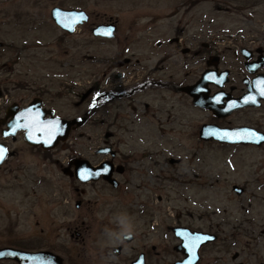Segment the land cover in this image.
Segmentation results:
<instances>
[{
  "label": "rangeland",
  "instance_id": "1",
  "mask_svg": "<svg viewBox=\"0 0 264 264\" xmlns=\"http://www.w3.org/2000/svg\"><path fill=\"white\" fill-rule=\"evenodd\" d=\"M56 5L85 9L90 21L65 33L51 15ZM110 19L118 25L114 39L93 35ZM182 31L264 32V0H0V41L7 45L0 53L11 70L12 99L43 93L66 119L92 110L48 155L23 136L9 142L12 155L0 167V246L39 244L66 264H130L142 245H154L148 264H174L184 257L174 248L181 241L172 227L180 224L219 235L201 248L198 264L264 262V145L204 141L199 131L210 115L190 96L174 88L133 90L147 75L157 39ZM127 67L128 76L117 78ZM186 70L180 75L187 72L188 84L199 78L200 67ZM249 115L264 117V109ZM108 144L129 157L130 182L115 189L74 178L69 160L96 163V148ZM129 229L139 242L117 256L112 247Z\"/></svg>",
  "mask_w": 264,
  "mask_h": 264
},
{
  "label": "flooded vegetation",
  "instance_id": "2",
  "mask_svg": "<svg viewBox=\"0 0 264 264\" xmlns=\"http://www.w3.org/2000/svg\"><path fill=\"white\" fill-rule=\"evenodd\" d=\"M55 7L65 8L59 5H56L53 8ZM65 9H73V8H65ZM85 11L86 13H88L87 10ZM90 18L91 16L89 17L88 21H85L77 25L73 33L77 31L78 27L87 25V22L90 21ZM101 24H105V25L115 24L116 25L115 37H116L118 30L117 23L113 22L112 19H110L106 23H99L95 25L93 29ZM63 31L68 34H73L65 30ZM96 37L107 40H111L115 38V37L109 38L106 36H96ZM0 42H1L0 49H4L7 45L2 41ZM151 56H150V60L152 64L146 69L147 72V75L145 73L146 77L144 78L142 83L138 84L135 88H133V90L135 89L139 90L140 88H147V87H156L158 91H162L165 88H168L170 90L171 88H174L180 94H185L190 96L186 91L183 90V88L189 85L196 84L203 77V74L205 72H211L212 75L218 80L217 82H213V81L210 82L207 88L209 89V96L211 97L214 96L212 101L213 103L216 104V110H213L211 108H204L202 106H195L207 111L210 115V119L205 123H203L201 127L204 124H214L219 128H226V129H232L237 127H249L264 133V121H263L264 117L249 115L252 112L264 109V32H239V33L238 32L237 33H227V32L186 33L183 31L176 32L173 36L169 37L168 39L165 40H162L160 38L157 39L155 43V47H153L152 49ZM0 60H3L1 61L2 63H0V142L5 143L6 146L8 147V156H7L8 159L11 157L13 151L11 149V146L9 145V142L11 140L15 141L17 137L20 136L24 137L25 130L17 131L15 138H13V136L5 137L4 133L10 130L9 125L12 126L16 124L15 119L17 118V116L23 110L27 109L32 104L33 101L36 102V106H35L36 110H41V111L53 110L56 115L58 114L56 113L55 109L49 106L48 100L45 99L43 93L38 94L28 102H25L23 98H20L18 100L17 99L13 100L9 91V84H10L9 76L11 75V70L9 69L8 66L9 64L3 59L1 53H0ZM139 62L140 60L136 59L137 64L135 65H139ZM125 63H127L126 65H128L132 63V60L126 57ZM120 66H123L122 63L120 64ZM193 66H196V68L200 67L201 69L200 76L195 82L188 84L187 72H185L183 76L180 75V72L182 70L187 71L186 69L188 68L192 69ZM129 68L130 67H127V69L119 71L116 77L124 78L128 76L127 71H129ZM249 93L255 97L254 104L243 106L240 108H234L233 110H231L229 105L233 102L234 99L240 98ZM191 99L193 102L192 97ZM91 112L92 110L90 109L89 111H86L83 116H76L74 118L86 117L89 120V118L92 117ZM242 115H244L245 117L243 118L244 122L235 123L234 119H239ZM47 116H49V114H47ZM86 124L87 121L85 125ZM204 141L213 142L215 144L217 143L220 146H225V147L227 146L228 147L231 146L259 147L264 145V143L257 146L255 144L243 143V142L240 143L222 142L214 138ZM34 148L40 149L42 152L45 151L44 153L47 155L53 152L54 150V149L44 150L42 147H34ZM104 148L107 149V152H98L99 149H104ZM96 153L101 156L100 161L96 163H93L92 161L87 159V157L69 160L70 166L71 168H73L74 178H76L77 180H79L80 182L86 185L90 183H104L108 186H112L115 189H121L126 183L130 182V178L126 176V174L133 171L130 165L129 157L123 154L118 147L108 144L102 147H97ZM78 159H84L86 161L88 160L94 167H99L104 162H108L109 165H107L106 167L109 169V171L107 173L109 174L108 177L109 179L112 180V182H110L105 178V172H103L102 175L97 180L81 181L80 179H78L75 175L76 161ZM243 193H245V188ZM81 205H82V201H78L77 206L80 207ZM176 226H184V225L179 224ZM85 227L87 228V224H85ZM193 230L215 233L219 238L218 233L215 232L214 230H203V229H193ZM129 233H131L132 236L131 240L126 239V234ZM76 234L80 235L81 232L76 231ZM138 237L139 236L137 233L135 234L133 231H126L121 237L123 241L120 244L112 247L113 253H114V249L116 247H119L120 254L117 256L125 254L126 245L139 242L137 240ZM4 247H13L21 250L34 251V252L49 250L46 249L45 247L40 246L39 244H37V246H34L32 244L17 245L10 243L8 245L0 246V248H4ZM142 248L143 249L140 250L135 255V257L133 258L130 264H133L134 261L140 259L141 256H143L145 263L148 264L149 261L148 259L150 256L149 249H151V251H155L156 247L153 245L152 248H150L147 245L145 246L142 245ZM49 251L58 254L53 250H49ZM61 257L64 259L63 256ZM238 259L239 257L237 259H234L232 264L238 262ZM0 261H13L17 263L16 261L10 259H2ZM64 264H66L65 259H64Z\"/></svg>",
  "mask_w": 264,
  "mask_h": 264
},
{
  "label": "water",
  "instance_id": "3",
  "mask_svg": "<svg viewBox=\"0 0 264 264\" xmlns=\"http://www.w3.org/2000/svg\"><path fill=\"white\" fill-rule=\"evenodd\" d=\"M51 15L55 23L60 26L63 30L73 33L77 25L88 21L89 20V13H86L83 9H65L61 7H55L51 11ZM109 29L112 30V35L107 36L103 33L108 31ZM116 32V25L115 24H101L96 26L93 29V34L95 36H106L109 38L115 37ZM1 45V42H0ZM209 76H213L211 72H205L203 77L194 85H189L183 88L192 98L193 104L195 106H202L204 108H211L216 110V104L213 103L212 99L214 96H209V89L207 88L210 82H217V78L215 79H208ZM214 77V76H213ZM255 97L252 94H246L240 98H236L230 105H235L234 107H230L231 110L234 108H240L243 106L254 104ZM258 104V103H257ZM36 102L33 101L32 104L25 110H23L15 119L14 125L10 126L7 132L4 133V136H13L15 138L17 131L25 130L24 139L25 141L33 146V147H42L44 150H52L55 149L60 143L65 142L70 134L71 131L82 127L85 125L88 118L86 117H78L73 119H66L61 116L55 114L53 110H36L35 109ZM49 114V116H47ZM59 121L60 127L58 129H49L47 126L50 124H54L55 122ZM21 125L17 127V124ZM55 131L56 135L52 139V142L46 143L49 138V132ZM225 132L231 135V138H224L221 139L220 136L223 135ZM31 136V139L29 138ZM200 136L205 140H209L211 138L220 140L222 142H230V143H251L256 145H261L264 143L263 132H259L249 127H237L232 129L226 128H219L216 125L205 124L200 129ZM0 147L6 149L5 160L8 156V147L5 143L0 142ZM98 152H107V149H99ZM5 160L0 163L2 166ZM173 161V159H172ZM87 163V166H86ZM109 165L108 162H104L99 167H94L92 164L87 160L78 159L76 161V171L75 175L81 181L80 172L91 171L93 173L99 172L100 175L92 176L89 180H97L104 172L103 169ZM107 174V175H106ZM109 174L105 173V178L112 182L109 179ZM235 191L238 194L243 193L244 188L239 187L237 185L234 186ZM173 232L175 235L181 239V243L175 246L177 251L182 252L185 257L181 260H177L174 264H198L200 261V249L203 245L214 242L217 239V235L214 233L203 232V231H192L188 227H173ZM201 237H211L212 239L209 240H202L199 241ZM126 239L131 240L132 236L131 233L126 234ZM114 253L116 255L120 254V248L116 247L114 249ZM238 257V253L234 255V258ZM2 259H10L16 261L18 264H64V259L49 250H42V251H26L21 250L13 247H4L0 248V260ZM133 264H146L143 256L140 259H137L133 262ZM235 264H244L243 262H237ZM260 264H264L263 262Z\"/></svg>",
  "mask_w": 264,
  "mask_h": 264
},
{
  "label": "snow or ice",
  "instance_id": "4",
  "mask_svg": "<svg viewBox=\"0 0 264 264\" xmlns=\"http://www.w3.org/2000/svg\"><path fill=\"white\" fill-rule=\"evenodd\" d=\"M104 35H107V36H111L112 35V30L111 29H109L108 31H106V32H104L103 33ZM208 79H215V77H213V76H209L208 77ZM217 99H219V98H217ZM235 105H229V107H234ZM21 125H19V123L17 124V127H20ZM50 130L51 129H58L59 127H60V125H59V121H57V122H55L54 124H50V125H48L47 126ZM55 135H56V132L55 131H50L49 132V138H48V140L46 141V143H51L52 142V139L55 137ZM30 139H31V136L29 137ZM220 138L221 139H224V138H231V135L229 134V133H227V132H225L223 135H221L220 136ZM261 139H264V137H261ZM6 149H4V148H2V147H0V163H2L4 160H5V155H6ZM103 171L105 172V173H107L108 171H109V169L107 168V167H105L104 169H103ZM98 175H100V173L99 172H95V173H93V172H91V171H88V170H85V171H82V172H80V178L82 179V180H88L90 177H92V176H98ZM209 239H212L211 237H201V238H199V240L197 241V242H199V241H202V240H209Z\"/></svg>",
  "mask_w": 264,
  "mask_h": 264
},
{
  "label": "clouds",
  "instance_id": "5",
  "mask_svg": "<svg viewBox=\"0 0 264 264\" xmlns=\"http://www.w3.org/2000/svg\"><path fill=\"white\" fill-rule=\"evenodd\" d=\"M129 231H130V229H129Z\"/></svg>",
  "mask_w": 264,
  "mask_h": 264
}]
</instances>
